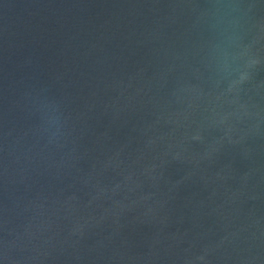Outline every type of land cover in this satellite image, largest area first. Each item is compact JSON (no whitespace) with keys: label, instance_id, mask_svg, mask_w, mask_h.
<instances>
[{"label":"water","instance_id":"water-1","mask_svg":"<svg viewBox=\"0 0 264 264\" xmlns=\"http://www.w3.org/2000/svg\"><path fill=\"white\" fill-rule=\"evenodd\" d=\"M0 264H264V0H0Z\"/></svg>","mask_w":264,"mask_h":264}]
</instances>
